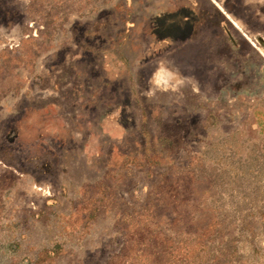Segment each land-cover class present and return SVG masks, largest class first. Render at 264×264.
<instances>
[{"label":"rangeland","instance_id":"374dc122","mask_svg":"<svg viewBox=\"0 0 264 264\" xmlns=\"http://www.w3.org/2000/svg\"><path fill=\"white\" fill-rule=\"evenodd\" d=\"M0 264H264V0H0Z\"/></svg>","mask_w":264,"mask_h":264},{"label":"bare ground","instance_id":"6f19581e","mask_svg":"<svg viewBox=\"0 0 264 264\" xmlns=\"http://www.w3.org/2000/svg\"><path fill=\"white\" fill-rule=\"evenodd\" d=\"M233 20V19H232Z\"/></svg>","mask_w":264,"mask_h":264}]
</instances>
